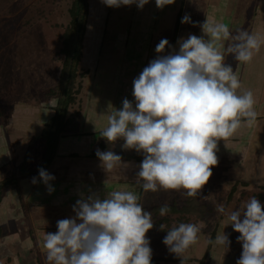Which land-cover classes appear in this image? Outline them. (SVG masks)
<instances>
[{"label":"rangeland","instance_id":"obj_1","mask_svg":"<svg viewBox=\"0 0 264 264\" xmlns=\"http://www.w3.org/2000/svg\"><path fill=\"white\" fill-rule=\"evenodd\" d=\"M71 1L0 0V183L15 179L24 159L29 173L18 179L17 186L3 192V195L8 190L9 193H16V219L21 220L16 223L10 221L9 227L5 225L2 230L0 227L1 236L3 232H9V229L14 232L16 224L24 225L27 221L30 230H34L30 208L22 192L25 185L19 181L25 177L33 180L39 176L40 168L44 167L43 169L53 174L59 163L66 167L63 168L65 171H71L77 164L92 162L97 157V150L111 149L121 155L124 161L143 159L135 150H122L123 140L114 145L106 142L105 145L96 146L97 149L84 153L66 154L65 151L59 156H66L62 159L56 157V154L61 137L81 134L78 132L80 121L87 110L86 123L91 126L86 127V130L97 127L92 121L99 119L95 118L97 115L105 116L112 111L110 106L120 109L124 98L134 103L133 80L157 56L156 45L161 39H167L172 48L178 50L179 38H187L189 34L202 35L199 24L211 15L210 2L217 0H176L173 5L165 6L162 10L156 7L155 0H149L142 10L135 4L113 8L107 7L102 0H86L87 27L80 43L79 38L75 39L81 53L79 59L71 63L74 68L66 69L65 79L68 73L76 76L74 84L68 85L66 81L60 82L61 73L64 72V55L60 50L63 47L65 29L71 19ZM249 1L242 11L240 0H222L223 3L219 4L223 12L216 7L213 10L223 17L235 18L241 12L244 17H264V9H259L258 0L255 11L252 9L253 0ZM185 14L190 15L197 26L189 23L175 28L173 24ZM74 30L78 31L76 26ZM173 36L177 39L176 44ZM260 51L245 66L242 63L236 65L237 61L229 55L226 63L233 68L240 67L236 71L241 82L239 93H242L241 90H251L253 96L257 97L260 90L264 97V48ZM247 67L252 72L248 69L241 71ZM64 85H68L71 95L65 94ZM61 101L67 105L65 109L61 106L64 104ZM62 114L72 122L58 135L55 154L46 163L49 156L46 148L49 135L46 137L45 132L55 127L53 118ZM34 120L36 124L33 123ZM107 124L105 122L104 125L107 127ZM244 138L247 149L243 148V153L246 151L243 156L223 153L218 157V165L213 167V175L201 192L206 199L199 196L186 199L182 195L183 190H160L155 193L140 190V203L145 210L151 212L156 205L165 203L170 204V212H175L165 216H160L159 212L152 213L155 222L159 221V224L166 226L165 231H158L160 225L154 224L153 229L158 230H151L146 234L151 249L165 250L163 257L168 258L169 264L181 262L168 251L162 241L166 231L179 223L205 224L198 243L185 253L184 264H236L240 258L242 245L237 242L240 234L230 225L225 227L229 221L216 209L223 204L226 209L234 210L250 197H257L264 204V116L248 128ZM76 145L75 142H67L63 146H68V151H72ZM78 167L80 171L72 172H87L81 170L80 165ZM136 173L133 171L134 175ZM97 174L98 170H95V175ZM30 182L28 179L25 184L30 185ZM223 230L231 241L227 252L221 246L206 243L209 237L215 240L217 233ZM13 256L16 257V253ZM20 257H28L27 252ZM36 263L46 264L45 256L37 257Z\"/></svg>","mask_w":264,"mask_h":264},{"label":"clouds","instance_id":"obj_2","mask_svg":"<svg viewBox=\"0 0 264 264\" xmlns=\"http://www.w3.org/2000/svg\"><path fill=\"white\" fill-rule=\"evenodd\" d=\"M107 7L135 4L138 9L149 0H102ZM176 0H155L163 9ZM182 24L194 23L185 14ZM202 35L189 34L177 41L178 50L167 39L156 45L157 56L133 80V101L124 98L120 109L107 114V127L100 136L110 145L123 140L122 150L143 156L135 182L144 193L160 190L182 191L187 198L201 197L204 186L218 165V142L232 137L257 118L251 90L238 92L241 82L226 58L249 63L264 45V38L246 29L235 34L222 21L199 24ZM166 49L168 51H166ZM100 166L108 173L130 166L111 149L97 150ZM39 180L51 193L55 176L40 168ZM33 183L37 179L33 178ZM130 190L81 195L73 205L74 216L57 221L56 232H46L42 249L46 264H152L147 233L153 229L152 213ZM233 230L242 253L236 264H264V204L250 197L234 210L217 206ZM170 211L164 204L160 216ZM160 224V230L165 231ZM205 224L179 223L163 238L168 251L184 264V255L198 243ZM224 227V228H225ZM206 243L230 250L229 235L217 233Z\"/></svg>","mask_w":264,"mask_h":264},{"label":"crops","instance_id":"obj_3","mask_svg":"<svg viewBox=\"0 0 264 264\" xmlns=\"http://www.w3.org/2000/svg\"><path fill=\"white\" fill-rule=\"evenodd\" d=\"M217 1L210 2L209 14L211 15L206 18L209 22L222 21L229 25L230 30L234 34L236 30L246 28L249 32L257 33L262 38H264L263 16L256 18L244 17L243 12H241L242 14L240 13V15H237L235 18L219 16L218 13H214L213 10L216 7L217 10L219 9L221 10V12H223V8H221V4H219L222 0H219L218 4H216ZM240 3L241 4L239 6H242V11V9L246 8L245 4H249L250 1L240 0ZM252 3V9H254L255 11V9L257 8V0H253ZM258 6L259 9L261 8L260 10L264 9V0H258ZM181 24V19H179L173 25L176 28V26L179 27L181 26ZM173 38V42L175 41L176 44L177 39L175 38V36H173ZM262 48H264V45L261 46V49ZM228 59L229 56L226 58V61H228ZM237 64L238 62L236 63V65ZM247 64L248 63H242V66H245ZM234 68L233 70L235 71H238L240 69V67ZM247 69L248 67L245 68V70L241 71H246ZM248 71L252 72L251 69H248ZM241 92H244V90H241ZM254 98L256 101L254 108L257 112V118L255 122H257L259 118H262L264 116V103H262L264 101V97L262 96L261 91L258 90L257 97ZM87 111L80 121V129L78 130V132L81 134H77L74 137H61L62 141H60V145L56 154V157H58L59 159H62V157L65 156L62 155V157H59L61 156L60 154H64L65 151H67L66 154H68L69 152L84 153L88 152V150L97 149L96 146L101 147L102 145L106 144L105 139L100 136V133L104 128H106V126L104 125L105 122L108 123L107 115H101L100 117L99 115H97L95 118L99 119H96V121H92L97 127L89 128L86 130V127L91 126L88 125L89 123H86L88 120ZM33 123L36 124V120H34ZM250 127L251 126H247L245 124L232 137L226 140H220L218 142L219 151L217 152V156L220 157V155L223 153H227L229 155L233 154L235 156H243V154L246 152L245 151L243 153V148H245V150L247 149V142H244L243 140L245 139L244 136L247 133L248 128ZM67 142H75L77 145L72 151H68V146H63ZM80 144H83V147ZM77 147L79 149H77ZM139 161L142 160L139 159L137 161H126L130 163V166L127 169L117 170L113 173L108 174L100 166V161L97 157L92 162L77 164V167L71 168V171H65L64 169L66 167L57 163L56 171L52 174L55 176V180L51 181V185L54 189V191H52L51 193L48 191L45 184L39 180V176L35 177L37 179V183H33V180L30 178H22L19 183L25 185L22 188L25 190L22 192L26 197V203H28V206L30 208V217L34 230H30V225L27 221L24 225L16 224V226H14V232H10V229L9 232H3L2 236L0 235V264H37V257L39 258L44 255L42 249V241L45 233L56 232L58 220L70 218L75 215L72 208L75 202L81 198V195L87 196L92 193H97L100 194L101 197H103L105 193L113 190H130L135 191L140 195L141 188L136 184V175L133 174V171L137 172L139 170ZM79 165L81 167V170H87V172H72L73 170L80 171L78 167ZM95 170H98L97 175H95ZM28 179L31 180V182L29 183L30 185H27V183L25 184ZM8 191L3 195L0 202L1 230L5 225L8 226L10 221L13 220V222L16 223L18 220H21L20 218L16 219V193H9ZM146 211L148 210L146 209ZM154 229L151 230H158L157 228L155 230ZM26 252L28 257H20V255L22 256ZM15 253L16 257L13 256L15 255ZM164 253L165 250L152 249V256L163 257ZM9 256L11 257L9 258Z\"/></svg>","mask_w":264,"mask_h":264},{"label":"trees","instance_id":"obj_4","mask_svg":"<svg viewBox=\"0 0 264 264\" xmlns=\"http://www.w3.org/2000/svg\"><path fill=\"white\" fill-rule=\"evenodd\" d=\"M87 1L86 0H72L71 4H70V8H69V12H70V22L68 23L64 35H63V47L60 50L63 55H64V63H63V69L64 72L62 71L61 73V79L60 82L62 81H66L68 85L70 84H74V78L76 77L74 74L72 73H68L66 76V79L64 78V74L66 72L67 68L73 69V65H71V63L76 62L75 60L80 56L81 50L79 49V46L75 43V39L79 38V42L80 43V39H82V36L84 35V32L86 30L87 27V19H88V15H87V9H88V5H87ZM75 26L77 27L78 31L74 30ZM178 28V26H176ZM69 63V65H68ZM66 67V68H65ZM68 85H64V92L65 94L71 95V90L68 89ZM66 86V88H65ZM64 103L61 101V104ZM65 104V103H64ZM62 104L61 106H64V109L66 108V104L64 105ZM64 115L62 114V116H57L56 118H53V123L55 124L54 128L52 130H47V132H45L46 137L49 135V138L46 142V148L49 152V156H48V160L47 162H50L51 159L53 158L54 154H55V143L58 140V135H60V133L62 131H64V129L70 125V123L72 122V120H70L69 118H65L63 117ZM25 159L22 162V165L20 167V173L19 175L14 179H11L9 182L4 183L1 182L0 183V202L2 199V195L3 192L6 189H9L10 187L13 186H17L18 183V179L22 176H27L28 173V169L26 167V163H25ZM44 168V167H42ZM33 171V170H32ZM31 171V174H32ZM187 199V197H186ZM163 204H158L155 206V208L151 209V213L155 214L157 212H159V209ZM170 205V204H169ZM180 208H176V210H179ZM172 210V209H171ZM171 214H175V212H168ZM180 213V212H179ZM155 225L159 226V221H154ZM155 226V227H157ZM162 231V230H160ZM168 258L165 259V257H155L152 256V264H169L170 262H168Z\"/></svg>","mask_w":264,"mask_h":264}]
</instances>
